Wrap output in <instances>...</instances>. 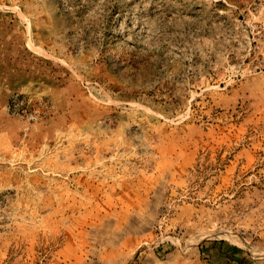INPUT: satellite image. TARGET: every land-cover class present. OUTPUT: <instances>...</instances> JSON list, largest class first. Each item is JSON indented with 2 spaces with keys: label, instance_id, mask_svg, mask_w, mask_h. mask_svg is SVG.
<instances>
[{
  "label": "rangeland",
  "instance_id": "1",
  "mask_svg": "<svg viewBox=\"0 0 264 264\" xmlns=\"http://www.w3.org/2000/svg\"><path fill=\"white\" fill-rule=\"evenodd\" d=\"M0 264H264V0H0Z\"/></svg>",
  "mask_w": 264,
  "mask_h": 264
},
{
  "label": "built area",
  "instance_id": "2",
  "mask_svg": "<svg viewBox=\"0 0 264 264\" xmlns=\"http://www.w3.org/2000/svg\"><path fill=\"white\" fill-rule=\"evenodd\" d=\"M18 98H20V97H18V95H17V97H15V100H18ZM10 108H11V106H10ZM15 111V110H14Z\"/></svg>",
  "mask_w": 264,
  "mask_h": 264
},
{
  "label": "crops",
  "instance_id": "3",
  "mask_svg": "<svg viewBox=\"0 0 264 264\" xmlns=\"http://www.w3.org/2000/svg\"><path fill=\"white\" fill-rule=\"evenodd\" d=\"M130 241V239L128 240V242Z\"/></svg>",
  "mask_w": 264,
  "mask_h": 264
}]
</instances>
